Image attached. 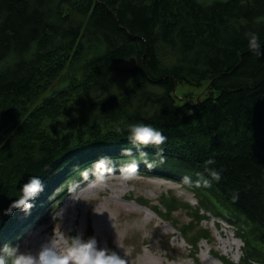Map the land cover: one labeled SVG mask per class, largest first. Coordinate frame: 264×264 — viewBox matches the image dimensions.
<instances>
[{
	"label": "trees",
	"instance_id": "1",
	"mask_svg": "<svg viewBox=\"0 0 264 264\" xmlns=\"http://www.w3.org/2000/svg\"><path fill=\"white\" fill-rule=\"evenodd\" d=\"M183 84H207L206 94L187 103ZM135 123L160 130L164 143L134 145ZM96 160L135 163L195 194L200 206L181 228L172 215L191 210L187 202L137 200L171 222L191 259L211 241L199 228L206 210L236 225L245 244L238 263L216 258L264 264V0H0V242L14 241L23 217L38 219L53 184L96 176ZM33 176L44 184L33 207L13 208Z\"/></svg>",
	"mask_w": 264,
	"mask_h": 264
},
{
	"label": "rangeland",
	"instance_id": "2",
	"mask_svg": "<svg viewBox=\"0 0 264 264\" xmlns=\"http://www.w3.org/2000/svg\"><path fill=\"white\" fill-rule=\"evenodd\" d=\"M206 86L180 85L178 98L197 103L206 94ZM50 117L53 122H58L59 112L54 111ZM113 162L111 160L105 166V160H96L91 166L97 175L88 180L85 177L81 181L66 180L53 184L52 193L36 211L38 219L28 222L23 217L17 225H23V228L18 229L14 241L4 242L3 239L0 246L18 245L20 251L34 255L54 246L63 253L71 246L73 238L86 239L89 228H92L98 247L116 252L125 264H210L206 259L222 264L211 254L215 252L235 262L244 256L245 244L237 236V226L202 210L209 219H205L199 228L210 230L211 241H201L196 257L198 262L191 259L190 245L171 222L142 210L135 200H146L160 209H164L163 200L173 196L187 202L191 210L180 209L172 215L181 228L192 221L191 215L200 206L195 194L164 178L144 176L139 172L126 177L122 174L124 166L117 167ZM68 186H71L68 190L72 194L59 198ZM196 232L197 229L194 234Z\"/></svg>",
	"mask_w": 264,
	"mask_h": 264
},
{
	"label": "clouds",
	"instance_id": "3",
	"mask_svg": "<svg viewBox=\"0 0 264 264\" xmlns=\"http://www.w3.org/2000/svg\"><path fill=\"white\" fill-rule=\"evenodd\" d=\"M246 35L248 36L249 50L256 56H260L262 53L260 52L261 42L258 34L248 32ZM117 131L121 130L117 129ZM127 131L129 140L137 146L161 145L166 139L160 130L150 124H130ZM207 163L211 165L214 162L209 160ZM136 167L135 163L127 164L122 169V174L126 177L131 176L135 173ZM206 171L210 177L216 180L220 179V174L215 169L207 168ZM203 182L208 184L209 180L204 179ZM43 188L44 184L39 177H31L24 183L21 189L22 195L13 202L12 207L31 209L33 205L30 201L36 198ZM8 258H11V264H125L124 259L116 252L98 247L95 238L85 240L80 237L73 238L71 246L63 253L58 252L54 246L44 248L38 255L22 252L18 245L0 246V264H7Z\"/></svg>",
	"mask_w": 264,
	"mask_h": 264
},
{
	"label": "bare ground",
	"instance_id": "4",
	"mask_svg": "<svg viewBox=\"0 0 264 264\" xmlns=\"http://www.w3.org/2000/svg\"><path fill=\"white\" fill-rule=\"evenodd\" d=\"M76 187V186H75ZM75 187H73V189L75 188ZM99 189V188H98ZM97 190V189H96ZM95 190V191H96ZM68 192H70V190H68ZM140 205V204H139ZM140 207H141V209L142 210H144V211H151V212H153L150 208H148V207H144V206H142V205H140ZM154 213V212H153ZM225 243V242H224ZM227 244V243H226ZM230 246V245H229ZM231 247V246H230ZM226 248H227V250H229V248L226 246ZM210 264H214V261L212 260V259H206Z\"/></svg>",
	"mask_w": 264,
	"mask_h": 264
}]
</instances>
